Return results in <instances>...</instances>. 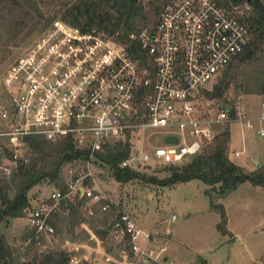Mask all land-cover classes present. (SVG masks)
<instances>
[{"label":"built area","instance_id":"built-area-1","mask_svg":"<svg viewBox=\"0 0 264 264\" xmlns=\"http://www.w3.org/2000/svg\"><path fill=\"white\" fill-rule=\"evenodd\" d=\"M137 1L158 5L160 11L152 23L141 25L125 39L118 40V32L107 36L95 28L83 31L55 19L6 71L3 84L8 97L0 107L6 128L0 136L6 137L14 158L28 137L55 141L70 136L76 148L88 151L87 165L96 153L119 142L129 148L121 167L132 169L149 160L175 165L214 141L222 125L235 121L252 128L254 122L264 121V97L256 116L244 111L231 116V108L205 116L197 107L201 90L249 42L250 29L238 5L228 7L218 0ZM150 132H162V142H149ZM132 134L150 151L143 146L132 151ZM76 194L89 201L88 215H93L94 204L100 213L113 209L108 231L127 245L117 259L109 257L113 264H178L165 253V241L158 242L114 199L82 184L65 192L53 188L27 208L30 238L36 245L43 246L44 237L55 235L51 214L62 206V214L67 215L70 196ZM175 218L172 214L169 221ZM167 235L168 228L160 237Z\"/></svg>","mask_w":264,"mask_h":264},{"label":"rangeland","instance_id":"rangeland-1","mask_svg":"<svg viewBox=\"0 0 264 264\" xmlns=\"http://www.w3.org/2000/svg\"><path fill=\"white\" fill-rule=\"evenodd\" d=\"M74 1L47 0L42 3L37 0V5L45 18L54 15L55 20L62 17L69 18L67 13ZM259 1L264 5V0ZM155 2L157 3V0ZM152 5L153 3L143 5V9L149 15L147 23H152L160 11L158 5L157 7ZM238 6L242 9L243 16L249 14L251 5L248 2ZM45 18L28 35L23 29L17 35L15 42L7 46L0 44V107L6 103L8 97L3 84L6 71L22 53L40 39L43 32L39 33L38 29L45 23ZM249 28L251 33L249 41H251L257 37L258 32H253V29ZM0 35L2 42L7 34L1 25ZM238 56L201 90L197 101L201 115L214 116L221 108H233L235 112L244 111L247 116L259 114L260 102L264 97V43H259L250 58L238 61ZM225 80L228 85L220 98L207 97L206 91H210ZM5 128L6 123L0 120V131ZM225 128L229 131V141L230 132L232 134V149L240 151L238 155H231L233 162L239 164L242 162L246 167L254 168L258 164L264 168V133H259L260 128L264 129V121L254 122L252 128L234 121L220 126L219 130ZM162 135V132L154 134L150 132L146 137L149 142L161 143ZM129 141L134 149L132 151L139 150L142 146L146 151L151 149L145 142L141 144L137 134H132ZM3 148L11 151V159H7V151L5 152ZM229 152L228 145V157ZM13 153L7 140L0 136V185L9 182L17 159L26 162L31 156L27 145L16 151L15 158ZM190 158L175 165L155 164L150 160L140 162L138 166L128 169L143 174L145 178H135L127 182H118L112 176L108 165L98 158H93L89 165L83 161L64 164L58 180L67 184L68 188L74 184L95 187L114 199L139 226L149 230L158 242H166L168 249L165 253L169 259H174L178 264H264L262 185L244 181L234 189L219 194L211 188V185L200 179H190L171 186L160 185L155 181L180 171ZM87 178L89 179L86 180ZM84 180L86 183H83ZM10 186L8 196L13 197L16 189L11 183ZM56 187L58 186L46 180L32 186L27 192L30 206L35 205L40 199H45L47 193ZM76 195H71L69 200L73 201ZM218 205L222 206L224 211V223L221 222ZM88 207L87 199L80 204V220L77 225L72 226L67 217L62 218L58 223L55 221L56 233L54 236L44 237L43 246L36 245L30 238L31 232L25 215L0 221V236L20 260H30L33 256L38 257L51 250L74 247L79 256L78 260L86 259L90 264H113L109 257L117 259L126 245L118 243L110 233H107L103 240L99 239L94 230L104 225V214L100 213L98 205L94 204L93 215H88ZM172 214L176 218L174 221H169ZM221 223L223 230L218 228ZM83 225L96 236L97 240L90 238ZM166 228L170 230V235L161 238L160 235ZM173 249L183 253L188 252L194 257L182 260L179 252L175 256L172 255Z\"/></svg>","mask_w":264,"mask_h":264},{"label":"trees","instance_id":"trees-1","mask_svg":"<svg viewBox=\"0 0 264 264\" xmlns=\"http://www.w3.org/2000/svg\"><path fill=\"white\" fill-rule=\"evenodd\" d=\"M39 1L45 3L47 0ZM218 2L229 7L241 5L243 2H248L251 5L249 14L242 16V20L248 27L253 29V32H258V35L247 43L237 60L242 61L250 58L259 43H264V5L259 0H218ZM152 6L157 7L155 4ZM67 14L69 18L62 17L61 19L68 21L71 25L83 31L95 28L107 36L118 32V40L125 39L130 32L137 30L149 20V15L143 9L142 3L137 0H75ZM55 17L53 15L45 18L37 5V0H0V25L7 34V37L0 44L7 46L15 42L17 35L23 29L28 35L43 18H45V23L40 26L38 32H44L52 24ZM227 85L228 82L226 80L219 83L210 91H206L207 97L220 98ZM230 115L234 116L233 108L230 110ZM4 138L6 139V137ZM25 145L31 151L30 158L26 162L17 159L9 182H4V184L0 185V221L24 216L30 206V201L27 197L28 190L44 180L53 183L58 186L56 187L57 189L65 192L68 189L67 184L58 180L61 167L66 163L85 162L88 157V151L76 148L70 136H64L55 141L32 136L28 137ZM228 145L229 131L228 128H225L219 131L214 141L204 146L198 154L191 157L190 161L183 165L180 171H175L169 177L155 181H158L160 185L171 186L190 179H200L204 183L211 185V188L215 189L219 194H224L234 189L239 183L244 181L262 185L264 188V168L259 166L251 171L245 170L228 157ZM4 151L6 152L7 150L4 149ZM6 153L7 159H11V151L9 150ZM128 153V145L119 142L113 146L105 147L102 152L96 153L95 157L109 166L112 176L118 182L145 178L143 174L137 171L120 166V161ZM86 180L83 183H86ZM152 181H154V178ZM10 183L16 189L13 197L8 196V189L11 187ZM205 193H208V191H205ZM75 197L73 201H69L67 204V215L62 214V206L51 214L49 222L53 225L55 233L57 229L55 221L58 223L62 218L67 217L68 222L74 226L80 220L79 206L87 198L79 194ZM218 208L221 213V222L224 223L222 206L218 205ZM112 212L113 209L110 208L103 213L104 225L100 229L94 230V233L101 240L107 234L104 228H109V216ZM222 223L218 225V228L223 230ZM126 248L127 245L124 249ZM78 257L76 248L66 247L62 250L48 251L38 257L33 256L30 260H20L15 256L11 247L5 243L3 237L0 236V264H71ZM76 264L90 263L86 259H80Z\"/></svg>","mask_w":264,"mask_h":264},{"label":"crops","instance_id":"crops-1","mask_svg":"<svg viewBox=\"0 0 264 264\" xmlns=\"http://www.w3.org/2000/svg\"><path fill=\"white\" fill-rule=\"evenodd\" d=\"M242 137V139H243V135L241 136ZM232 145H233V139H232V134H231V132H230V141H229V150H230V152H229V158L233 161V159H232V156L231 155H235V154H233V151H239V150H237V149H232ZM239 153H240V151H239ZM238 153V154H239ZM237 154V155H238ZM236 163V162H235ZM236 164H238V165H240V166H242L245 170H247V171H251V170H253L254 169V167H246V165L244 164V163H236ZM257 164V163H256ZM257 167H259L258 166V164H257ZM256 168V167H255ZM47 195H48V193H47ZM46 195V196H47ZM46 196H45V198H46ZM38 199H40V198H38ZM104 231L105 232H107V233H110L109 231H108V229L107 228H104ZM176 249H173V251H172V255H177V252H179V254H180V259H193V257L194 256H192L190 253H188V252H182V251H178V249H177V251H175ZM177 262V261H176Z\"/></svg>","mask_w":264,"mask_h":264},{"label":"water","instance_id":"water-1","mask_svg":"<svg viewBox=\"0 0 264 264\" xmlns=\"http://www.w3.org/2000/svg\"><path fill=\"white\" fill-rule=\"evenodd\" d=\"M22 139L23 140H26L27 137L26 136H23ZM166 140L169 141V142H173V141H175V138L174 137H167ZM80 191H82V190L80 189Z\"/></svg>","mask_w":264,"mask_h":264}]
</instances>
